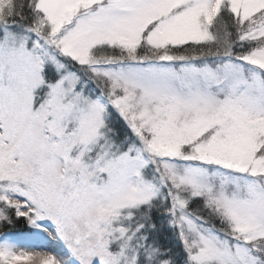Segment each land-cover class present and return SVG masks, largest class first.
<instances>
[{"label": "snow or ice", "instance_id": "6c2138e0", "mask_svg": "<svg viewBox=\"0 0 264 264\" xmlns=\"http://www.w3.org/2000/svg\"><path fill=\"white\" fill-rule=\"evenodd\" d=\"M0 264H264V0H0Z\"/></svg>", "mask_w": 264, "mask_h": 264}]
</instances>
